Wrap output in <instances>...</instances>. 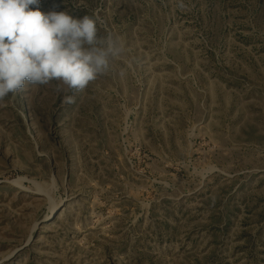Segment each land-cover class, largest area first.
I'll return each instance as SVG.
<instances>
[{
	"label": "rangeland",
	"instance_id": "374dc122",
	"mask_svg": "<svg viewBox=\"0 0 264 264\" xmlns=\"http://www.w3.org/2000/svg\"><path fill=\"white\" fill-rule=\"evenodd\" d=\"M39 7L123 51L0 100V264H264V0Z\"/></svg>",
	"mask_w": 264,
	"mask_h": 264
},
{
	"label": "clouds",
	"instance_id": "9594fccd",
	"mask_svg": "<svg viewBox=\"0 0 264 264\" xmlns=\"http://www.w3.org/2000/svg\"><path fill=\"white\" fill-rule=\"evenodd\" d=\"M41 0H0V100L26 84L57 82V91L84 90L109 71L123 46L98 34V18L40 10ZM64 102H75L65 96Z\"/></svg>",
	"mask_w": 264,
	"mask_h": 264
}]
</instances>
